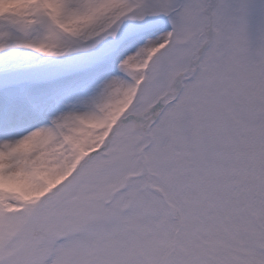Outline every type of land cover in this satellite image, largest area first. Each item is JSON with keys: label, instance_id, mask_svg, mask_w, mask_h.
Returning a JSON list of instances; mask_svg holds the SVG:
<instances>
[{"label": "snow or ice", "instance_id": "obj_1", "mask_svg": "<svg viewBox=\"0 0 264 264\" xmlns=\"http://www.w3.org/2000/svg\"><path fill=\"white\" fill-rule=\"evenodd\" d=\"M0 264H264V0H0Z\"/></svg>", "mask_w": 264, "mask_h": 264}]
</instances>
